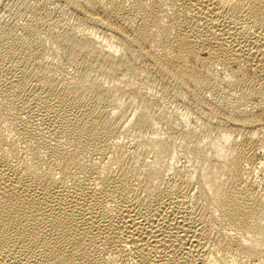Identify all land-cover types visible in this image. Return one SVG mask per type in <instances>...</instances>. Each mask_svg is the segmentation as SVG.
I'll list each match as a JSON object with an SVG mask.
<instances>
[{
  "label": "bare ground",
  "instance_id": "bare-ground-1",
  "mask_svg": "<svg viewBox=\"0 0 264 264\" xmlns=\"http://www.w3.org/2000/svg\"><path fill=\"white\" fill-rule=\"evenodd\" d=\"M0 264H264V0H0Z\"/></svg>",
  "mask_w": 264,
  "mask_h": 264
},
{
  "label": "rangeland",
  "instance_id": "rangeland-1",
  "mask_svg": "<svg viewBox=\"0 0 264 264\" xmlns=\"http://www.w3.org/2000/svg\"><path fill=\"white\" fill-rule=\"evenodd\" d=\"M192 121H193V123H191ZM194 121H195L194 119H193V120L191 119V120H190V123H191L192 125H194V124H195Z\"/></svg>",
  "mask_w": 264,
  "mask_h": 264
}]
</instances>
